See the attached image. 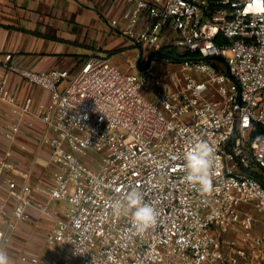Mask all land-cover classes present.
Wrapping results in <instances>:
<instances>
[{"label":"built area","instance_id":"built-area-1","mask_svg":"<svg viewBox=\"0 0 264 264\" xmlns=\"http://www.w3.org/2000/svg\"><path fill=\"white\" fill-rule=\"evenodd\" d=\"M124 1L110 26L123 22L139 48L127 70L101 56L74 74L18 69L50 92L33 114L54 172L49 184H35L32 168L0 159V249L37 214L52 220L44 237L51 254L24 251L17 264L261 261L264 233L256 234L249 207L264 213V0ZM164 47L199 57L175 62L159 54ZM0 101L19 112L5 85ZM31 110L27 99L22 113ZM200 141L213 149L208 192L185 180V152ZM133 189L156 213L142 234L130 213L114 212ZM60 202L67 207L54 214Z\"/></svg>","mask_w":264,"mask_h":264},{"label":"crops","instance_id":"crops-1","mask_svg":"<svg viewBox=\"0 0 264 264\" xmlns=\"http://www.w3.org/2000/svg\"><path fill=\"white\" fill-rule=\"evenodd\" d=\"M124 8V0H0V85L14 95L19 110L14 113L12 105L0 101V159L32 168L33 183L49 184L54 172L49 146L38 144L43 123L33 114L39 105L49 103L50 92L22 77L18 69L57 68L74 74L86 59L101 56L127 70V61L137 54L131 51L139 48L122 33L123 22L117 29L110 26V19L119 17ZM7 54L12 55L8 62ZM119 54L121 61L115 59ZM27 99L32 100V110L23 114ZM18 119H22L20 132L10 140L7 132ZM62 210L54 204V214ZM32 215L30 222L19 223L11 233L18 240L17 249L51 254L44 241L40 243V232L47 233L52 220Z\"/></svg>","mask_w":264,"mask_h":264},{"label":"clouds","instance_id":"clouds-1","mask_svg":"<svg viewBox=\"0 0 264 264\" xmlns=\"http://www.w3.org/2000/svg\"><path fill=\"white\" fill-rule=\"evenodd\" d=\"M212 154V147L207 142L200 141L192 144L184 155V169L187 173L185 180L193 185H198L202 192H208L212 186L209 174ZM114 212L116 215L130 213L133 227L137 233H144L156 223L154 208L144 203L142 194L136 189L128 192L123 202H116ZM0 264H11L3 249H0Z\"/></svg>","mask_w":264,"mask_h":264},{"label":"rangeland","instance_id":"rangeland-1","mask_svg":"<svg viewBox=\"0 0 264 264\" xmlns=\"http://www.w3.org/2000/svg\"><path fill=\"white\" fill-rule=\"evenodd\" d=\"M135 51H137V53H138L139 49L138 50H134L133 49L131 52L134 54ZM122 57H123L122 54H119V55H116L115 59H117L118 61H121L122 60ZM127 62H129V61H127ZM165 68H167V67H163V69H165ZM157 70H162V67H158ZM143 93L146 96H149L147 90H144ZM57 205L60 208H62V209L65 208V207H67V204L64 203V202H60ZM249 209L255 215V217L257 219V222L254 225V230H255L256 234L262 235L264 233V213H261V212L257 211V209L254 208L253 206H250ZM40 233H41L40 234V243H43L44 237H45L44 235L46 233V229L42 230V232H40ZM17 241H18L17 238L14 235L10 234L8 240H6L4 242V244L2 245V247H1V249H3L7 253V255H8L9 259H10L11 264H17L16 263L17 262V256L21 252V251H19L17 249V246H18L17 245ZM242 264H246V263H242ZM249 264H264V259H262L261 261L251 262Z\"/></svg>","mask_w":264,"mask_h":264},{"label":"trees","instance_id":"trees-1","mask_svg":"<svg viewBox=\"0 0 264 264\" xmlns=\"http://www.w3.org/2000/svg\"><path fill=\"white\" fill-rule=\"evenodd\" d=\"M159 54H161L163 57H166L168 59H171L175 62H180L185 59H191V58H198L199 55L197 53L190 52L188 50H181L177 48H169L164 47ZM254 136L253 138H255Z\"/></svg>","mask_w":264,"mask_h":264}]
</instances>
